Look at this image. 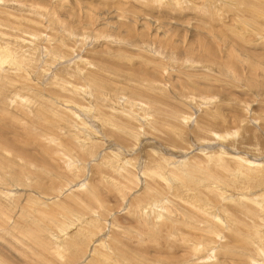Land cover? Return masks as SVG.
I'll return each instance as SVG.
<instances>
[{
  "label": "rangeland",
  "instance_id": "374dc122",
  "mask_svg": "<svg viewBox=\"0 0 264 264\" xmlns=\"http://www.w3.org/2000/svg\"><path fill=\"white\" fill-rule=\"evenodd\" d=\"M0 47V264H264V0H0Z\"/></svg>",
  "mask_w": 264,
  "mask_h": 264
},
{
  "label": "bare ground",
  "instance_id": "6f19581e",
  "mask_svg": "<svg viewBox=\"0 0 264 264\" xmlns=\"http://www.w3.org/2000/svg\"><path fill=\"white\" fill-rule=\"evenodd\" d=\"M0 49H1V47H0ZM12 51H13V50H12ZM7 52H8V51H7ZM2 53H3V52H2ZM7 54H8V53H7ZM0 55H2V54H0ZM13 55H14V54H13ZM6 56H7V55H6ZM0 57H1V56H0ZM8 57H10V56H8ZM2 58H3V57H2ZM2 58H1V59H2ZM20 58H21V57H20ZM8 59H9V58H8ZM10 59H11V58H10ZM13 59H14V58H13ZM5 60H6V59H5ZM0 61H1V60H0ZM7 61H8V60H7ZM7 61H6V62H7ZM1 63H2V62H1ZM1 63H0V64H1ZM3 65H4V64H3ZM0 66H1V65H0ZM50 66H51V65H50ZM48 69H49V68H48ZM52 72H53V71H52ZM4 77H5V76H4ZM0 78H1V77H0ZM1 80H2V79H1ZM62 81H63V80H62ZM7 82H8V81H7ZM24 97H25V96H24ZM130 109H131V108H130ZM109 116H110V115H109ZM101 119H102V118H101ZM103 124H104V123H103ZM84 128H85V127H84ZM92 130H93V129H92ZM15 144H16V143H15ZM111 159H112V158H111ZM248 162H249V161H248ZM242 164H243V163H242ZM261 164H262V163H261ZM260 166H261V165H260ZM263 166H264V165H263ZM221 168H222V167H221ZM225 169H226V168H225ZM147 175H150V174L147 173ZM233 176H234V175H233ZM246 177H247V176H246ZM162 178L164 179V177H162ZM250 179H251V178H250ZM164 180L167 181V179H164ZM236 182H237V181H236ZM253 190H254V189H253ZM241 191H242V190H241ZM260 194H261V193H260ZM240 195H241V194H240ZM257 195H258V194H257ZM257 195L255 196V201H256V199H257L256 202H258V204L261 202V204H260V208H261V207L263 208V207H264V199H263L262 201H259ZM249 198H250V197H249ZM252 199H253V198H252ZM260 199H261V198H260ZM255 201H254V202H255ZM256 202H255V204H256ZM219 222H220V221H219ZM254 233H255V232H254ZM254 239H255V238H254ZM262 250H263V249H262ZM258 260H259V259H258Z\"/></svg>",
  "mask_w": 264,
  "mask_h": 264
}]
</instances>
